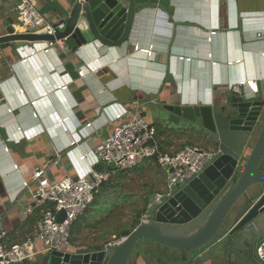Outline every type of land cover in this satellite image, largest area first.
<instances>
[{"label":"crops","instance_id":"0c3cea01","mask_svg":"<svg viewBox=\"0 0 264 264\" xmlns=\"http://www.w3.org/2000/svg\"><path fill=\"white\" fill-rule=\"evenodd\" d=\"M35 1L47 20L66 22L71 0ZM138 1L150 5L140 9L132 38L122 47H107L97 41L76 49L66 44L64 49L46 47V41L0 44V223L6 232L2 239L6 246L32 236L44 209L54 207L48 204L27 211L37 187L32 180L36 171L44 169L45 179L57 183L93 169L111 168L95 151L112 133L109 122L119 114L130 110L145 117L164 153L177 152L185 145L213 151L193 135L176 131L171 122L163 124L159 110L144 107L145 99L220 108L239 95L233 87L240 85V93L264 100V32L257 37L264 24V0ZM21 2L0 0V35L7 32L6 23L17 32H27L16 12ZM212 31L215 34L208 40ZM79 69L86 71L84 77L79 76ZM21 87L24 94L18 91ZM44 91L48 96L41 97ZM37 97L39 103L32 106L30 99ZM18 126L21 132L16 130ZM71 139L77 140L75 145L70 144ZM57 152L61 153L59 162ZM156 170L160 181L141 194L132 190L133 174L153 178ZM167 191L168 171L154 158L117 171L97 192L109 193L108 209L98 213L92 207L80 215L78 220H84L85 225L74 236V228L71 230V247H87L80 240L85 229L113 211L116 204L143 199L141 221L150 199ZM103 233L107 232L96 234L103 237ZM141 242L129 264H165L158 247ZM36 246L42 249L43 243L37 240ZM199 255L195 254L194 260ZM251 255L254 264H263L255 258L254 250ZM195 264L230 263L221 247Z\"/></svg>","mask_w":264,"mask_h":264},{"label":"water","instance_id":"95a60500","mask_svg":"<svg viewBox=\"0 0 264 264\" xmlns=\"http://www.w3.org/2000/svg\"><path fill=\"white\" fill-rule=\"evenodd\" d=\"M149 5L138 0H71L65 28L56 35L17 32L6 23L0 44L62 39L74 49L94 41L122 47L132 38L140 9ZM144 107L159 110L163 124L171 122L178 132L211 146L213 160L163 194L148 220L117 243L45 252L30 263L10 264H129L139 241L158 247L165 264H195L221 247L230 264H254L253 250L260 261L256 248L264 239V100L239 93L213 108L147 98ZM65 218L64 209L57 211L58 222Z\"/></svg>","mask_w":264,"mask_h":264},{"label":"built area","instance_id":"2783aa9c","mask_svg":"<svg viewBox=\"0 0 264 264\" xmlns=\"http://www.w3.org/2000/svg\"><path fill=\"white\" fill-rule=\"evenodd\" d=\"M16 12L20 21L27 28V32L36 34L56 35L65 28V21L52 23L47 20L36 6L35 0H22L16 6ZM264 24L257 37H262ZM208 34V40L211 39ZM46 47L65 48V42L62 39L46 41ZM24 61H27L24 59ZM80 77L86 75L84 69H79ZM240 85L233 88L240 93ZM21 94L25 89L21 87L18 90ZM48 96L44 91L41 97ZM40 98H32L29 103L36 106ZM113 131L96 148V155L104 163L111 165L110 169L105 171L91 170L90 173L79 177H67L61 182L49 183L45 177L44 169L36 171L32 180L36 182L37 187L33 191L32 204L27 207L28 212H32L36 207H42L52 204L54 207H46L38 222L37 231L29 236L25 241L6 246L2 239L6 232L0 223V264H10L17 262L30 263L45 252L67 251L71 248V230L80 215L85 213L95 195L104 182H107L112 175L120 170H128L142 163L146 159H156L168 171V191L178 187L183 180L194 173L202 171L214 158L215 152L193 145H185L177 152L167 154L161 151L155 142V130L151 123L142 115L130 110L119 114L115 119L110 120ZM21 132V126L16 128ZM69 134V133H68ZM76 139H71L70 144L75 145ZM8 151V147H6ZM59 162L61 153H56ZM24 187L28 188V182H23ZM167 191V192H168ZM163 195L153 196L146 206L142 215V222L148 220V214L153 204L160 200ZM66 211V218L62 222L56 220V213L59 210ZM43 243V248L38 249L36 241ZM256 255L264 264V239L256 248Z\"/></svg>","mask_w":264,"mask_h":264},{"label":"rangeland","instance_id":"374dc122","mask_svg":"<svg viewBox=\"0 0 264 264\" xmlns=\"http://www.w3.org/2000/svg\"><path fill=\"white\" fill-rule=\"evenodd\" d=\"M177 130L178 129L176 128V131ZM172 133H174V130H172ZM151 176L154 177H148V174L143 173L133 174V176L130 177V179L132 180V190L138 192V194H141L143 191H146L149 188L147 186H150L151 183L156 184L157 180L160 181L161 177L157 170L153 172ZM155 184L153 186H155ZM132 199L133 198L129 199L131 202L130 204H128L127 201H123L121 204H116L113 211H111L109 214L105 213L104 215H101L98 222H94L90 227L85 229L84 235L80 237V240L85 243L84 245L87 244V246L89 247H96L98 245H103L111 240H121V232L124 229L128 228L138 217L141 216V213L143 212L145 207V202L143 201V199H136L137 201L135 202ZM84 225V220L82 219L75 222L72 227V229L74 228L72 231L73 236L74 234L78 233V231L82 229ZM101 230L106 231L107 233H103V237H98L96 233L98 231L103 232ZM141 244L142 242L139 241L136 245V249L140 247Z\"/></svg>","mask_w":264,"mask_h":264},{"label":"trees","instance_id":"16d2710c","mask_svg":"<svg viewBox=\"0 0 264 264\" xmlns=\"http://www.w3.org/2000/svg\"><path fill=\"white\" fill-rule=\"evenodd\" d=\"M104 186H106V183L104 184ZM102 188V190H105L106 187ZM105 188V189H104ZM109 193L107 194H103V193H96L94 201L91 203V205L89 206V208L87 209V211L89 209H91L92 207L97 208L98 213L100 212H104L106 209H108L109 206ZM141 223L140 218L138 217L134 223L132 224V227L126 231L123 232L122 235H120V237H126L127 235H129L139 224Z\"/></svg>","mask_w":264,"mask_h":264}]
</instances>
